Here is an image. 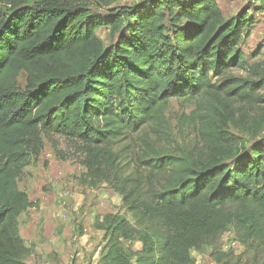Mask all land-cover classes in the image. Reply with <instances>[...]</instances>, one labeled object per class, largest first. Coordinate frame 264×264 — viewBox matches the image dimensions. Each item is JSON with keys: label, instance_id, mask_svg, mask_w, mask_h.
Returning a JSON list of instances; mask_svg holds the SVG:
<instances>
[{"label": "trees", "instance_id": "16d2710c", "mask_svg": "<svg viewBox=\"0 0 264 264\" xmlns=\"http://www.w3.org/2000/svg\"><path fill=\"white\" fill-rule=\"evenodd\" d=\"M116 1L0 0V264H29L18 218L39 202L18 182L52 136L81 152L91 187L121 196L124 213L94 222L102 264H196L230 226L245 251L216 262L264 264V70L241 49L264 0L228 19L215 0ZM172 99L194 105L178 121L192 148L159 144Z\"/></svg>", "mask_w": 264, "mask_h": 264}, {"label": "rangeland", "instance_id": "374dc122", "mask_svg": "<svg viewBox=\"0 0 264 264\" xmlns=\"http://www.w3.org/2000/svg\"><path fill=\"white\" fill-rule=\"evenodd\" d=\"M143 0H117L112 7L134 5ZM225 19L236 17L249 8H257L258 0H215ZM257 11V10H256ZM250 10L252 22L241 37V49L250 65L257 64L264 70V14ZM93 12L106 16L108 10L93 6ZM98 35L107 45L111 41L109 26L98 29ZM235 75L247 74L234 70ZM26 72L19 82L25 85ZM194 105L184 100L172 99L167 108L172 137L160 145L185 146L198 144L195 130L180 128L179 118L189 113ZM257 108V107H255ZM180 129L182 131H180ZM244 136L249 144L254 136L242 130H235ZM256 137V136H255ZM264 138V127L257 135ZM172 139V140H171ZM257 140V141H258ZM82 154L70 141L58 136L44 138V149L38 158H32L18 185L30 200L38 201V207L29 208L18 218V231L30 250L25 256L29 264H102L101 250L104 233L94 227L97 216L108 212L124 213L121 196L107 184L91 187L84 179L85 167ZM138 248L139 244L134 243ZM234 250L237 254L245 251L232 226L214 245L193 251L196 264H218L213 257L216 251ZM251 251L244 257L250 258Z\"/></svg>", "mask_w": 264, "mask_h": 264}]
</instances>
